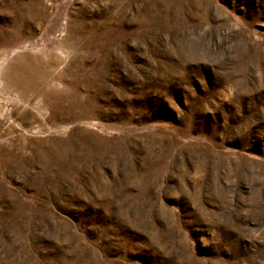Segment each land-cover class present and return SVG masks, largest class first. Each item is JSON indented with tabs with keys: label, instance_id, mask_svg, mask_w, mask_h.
<instances>
[{
	"label": "rangeland",
	"instance_id": "1",
	"mask_svg": "<svg viewBox=\"0 0 264 264\" xmlns=\"http://www.w3.org/2000/svg\"><path fill=\"white\" fill-rule=\"evenodd\" d=\"M0 264H264V0H0Z\"/></svg>",
	"mask_w": 264,
	"mask_h": 264
}]
</instances>
